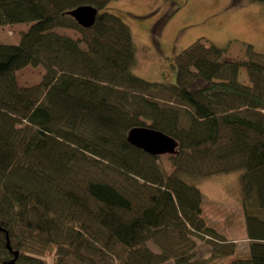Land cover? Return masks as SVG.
<instances>
[{
    "label": "trees",
    "instance_id": "1",
    "mask_svg": "<svg viewBox=\"0 0 264 264\" xmlns=\"http://www.w3.org/2000/svg\"><path fill=\"white\" fill-rule=\"evenodd\" d=\"M111 1L0 0V27L29 25L0 44V264L13 252L18 264H264V55L248 45L247 60H225L197 39L175 56L172 83L146 81L132 72L129 28L100 12ZM85 5L98 11L88 29L68 15ZM38 66L41 81L20 87L16 73ZM134 129L160 132L174 152L137 148ZM233 172L245 258L206 225L195 186Z\"/></svg>",
    "mask_w": 264,
    "mask_h": 264
},
{
    "label": "rangeland",
    "instance_id": "2",
    "mask_svg": "<svg viewBox=\"0 0 264 264\" xmlns=\"http://www.w3.org/2000/svg\"><path fill=\"white\" fill-rule=\"evenodd\" d=\"M100 12L118 16L129 28L135 55L134 75L149 82L174 81V58L197 39L225 49V60H247L248 45L264 55V4L249 0H116ZM29 25L0 27V44L14 45ZM56 32L79 38L78 32L58 29ZM45 70L26 67L16 73L20 87L37 85ZM239 80L247 84L244 69ZM248 85V84H247ZM162 103L167 102L163 99ZM160 163L171 171L169 160L162 156ZM238 172L216 174L199 180L195 186L202 195V216L226 242L235 246V257L245 258L248 244L244 231ZM148 247L155 253L154 246ZM210 247L205 240H196L194 259L208 257ZM4 256L0 254V260ZM42 264H55L50 254L39 259Z\"/></svg>",
    "mask_w": 264,
    "mask_h": 264
},
{
    "label": "water",
    "instance_id": "3",
    "mask_svg": "<svg viewBox=\"0 0 264 264\" xmlns=\"http://www.w3.org/2000/svg\"><path fill=\"white\" fill-rule=\"evenodd\" d=\"M97 12V9L94 7L85 5L73 9L68 15L73 18L81 28L88 29L94 24ZM128 141L151 155L171 154L175 149V143L173 141L160 132L153 130L134 129L129 133ZM6 248L10 250L8 241L6 242ZM17 256L18 253L13 252L12 258L8 261H4L2 264H18Z\"/></svg>",
    "mask_w": 264,
    "mask_h": 264
}]
</instances>
